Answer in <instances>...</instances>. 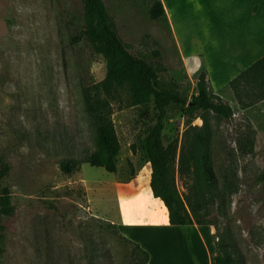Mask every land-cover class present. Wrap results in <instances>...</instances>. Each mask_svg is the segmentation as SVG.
I'll list each match as a JSON object with an SVG mask.
<instances>
[{
  "label": "rangeland",
  "instance_id": "374dc122",
  "mask_svg": "<svg viewBox=\"0 0 264 264\" xmlns=\"http://www.w3.org/2000/svg\"><path fill=\"white\" fill-rule=\"evenodd\" d=\"M102 1L128 51L156 67L163 88L175 83L187 100L197 94L198 76L207 80L206 70L181 59L157 0ZM82 29L81 0H0V170L6 167L0 186L8 188L14 206L11 216L0 217V264H137L139 254L124 234L151 253L148 264H194L176 229L130 228L123 234L116 224L121 198L110 181L138 176L146 184L143 138L154 122L151 106L144 114L126 88L118 89L109 99L120 144L116 172L83 162L97 149L84 94H93L104 78L105 60ZM239 29H215L217 47L204 55L210 84L235 73L231 67L248 39ZM207 87L232 115L208 110L188 123L186 106L172 107L164 139L177 137L179 148L189 125L206 132L207 152L226 192L220 209L207 216L216 227H198L208 256L223 237L234 264H264V99L257 100L248 84L217 93L208 81ZM66 158L77 159L71 173L61 170ZM174 167L182 195L189 179L177 173V159Z\"/></svg>",
  "mask_w": 264,
  "mask_h": 264
},
{
  "label": "trees",
  "instance_id": "16d2710c",
  "mask_svg": "<svg viewBox=\"0 0 264 264\" xmlns=\"http://www.w3.org/2000/svg\"><path fill=\"white\" fill-rule=\"evenodd\" d=\"M83 7L82 34L92 50L105 60V75L93 94H84L85 108L96 125L97 149L84 160L91 166L102 167L109 173L116 172L115 157L120 149L109 117V99L118 89L126 88L133 105L143 106L148 114L152 107L153 124L147 129L143 138V148L150 168L149 188L153 197L158 198L167 210L168 222L173 226L188 228L214 225L207 218L209 211L220 209L226 199V192L218 182L210 161L207 145L208 139L202 127L188 126L183 131V141L178 148V138L165 141L163 131L169 109L178 107L188 116V123L200 113L212 111L214 114L228 118L232 108L210 94L204 73L197 80V94L189 100L180 92L175 83L163 88L159 81L156 67L142 57L128 51L127 45L117 33L116 25L109 15L102 0H81ZM158 9L165 18L160 0ZM150 15L155 18L154 13ZM158 55V52H155ZM248 84L253 87L257 100L264 99V55L232 78L228 85ZM202 118V117H201ZM183 179L188 178L186 192L180 194L175 184V167ZM77 159L66 158L61 161V170L71 173ZM6 167L0 170V179L5 175ZM191 180V181H190ZM14 206L10 191L0 186V217L11 216ZM216 227V226H215ZM131 241L139 256L137 264H148L149 254L138 243ZM228 241L216 242V254L212 257L214 264H234V257Z\"/></svg>",
  "mask_w": 264,
  "mask_h": 264
},
{
  "label": "crops",
  "instance_id": "0c3cea01",
  "mask_svg": "<svg viewBox=\"0 0 264 264\" xmlns=\"http://www.w3.org/2000/svg\"><path fill=\"white\" fill-rule=\"evenodd\" d=\"M160 1L165 12L170 37L179 56L184 62L202 64L206 70L209 87L215 93L225 88L232 78L264 55V0ZM224 28L246 30L245 34L248 39L240 44L245 53L235 58L236 64L234 63L231 67L235 72L233 75L226 81L210 84L211 74L206 64L207 57L204 55L217 47L218 37L214 32L215 29ZM149 177L148 164L145 185L138 179V176L125 182L115 177L110 181V185L121 198V205L116 216L118 228L122 232L123 229L130 228L176 229L178 241L181 244L186 243L187 248L189 247L192 251L194 264H214L209 257L207 238L204 233H201L198 225L192 224L188 228H183L169 224L166 208L158 198L150 194L151 191L149 192L147 188ZM124 235L136 242L128 234ZM149 258H151V253Z\"/></svg>",
  "mask_w": 264,
  "mask_h": 264
}]
</instances>
